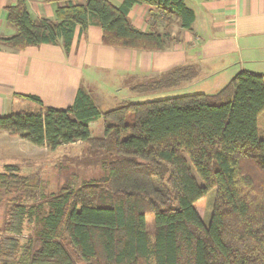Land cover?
Returning <instances> with one entry per match:
<instances>
[{"label": "trees", "instance_id": "1", "mask_svg": "<svg viewBox=\"0 0 264 264\" xmlns=\"http://www.w3.org/2000/svg\"><path fill=\"white\" fill-rule=\"evenodd\" d=\"M62 4L53 19L32 20L25 0L6 8L16 34L7 47L61 42L68 53L76 36L90 26L110 48L141 52L165 49L177 22L190 30L194 12L184 0H44ZM145 6L148 31L134 28L129 12ZM177 20V21H175ZM165 31L162 33L161 30ZM182 66L130 88L156 93L198 77ZM39 106L33 113L0 117V132L50 152L81 142L100 165L98 176L72 182L44 198L48 213L35 240L21 245L24 224L35 209L22 192L28 185L16 164L0 173V198L7 204L0 228V261L13 264H264V139L258 119L264 114V77L238 72L218 93L128 103L100 112L81 89L65 110L43 106L36 96H18ZM104 123L103 137H91L90 124ZM215 190L208 225L196 208ZM37 215V213H36ZM152 216V238L146 217Z\"/></svg>", "mask_w": 264, "mask_h": 264}, {"label": "crops", "instance_id": "2", "mask_svg": "<svg viewBox=\"0 0 264 264\" xmlns=\"http://www.w3.org/2000/svg\"><path fill=\"white\" fill-rule=\"evenodd\" d=\"M16 1L0 0V117L14 110L12 105L19 100L18 96L31 95L42 100L40 96L46 92L59 94L70 68L79 83L85 68L91 66L94 54L101 66L112 60L111 70L122 75L129 92L132 86L174 68L190 65L197 68L199 58L206 62L221 59L224 68L219 72L228 76L227 83L244 70L264 77V0H184L194 12V23L190 30H182L175 22L166 30L170 34L169 41L159 52L110 48L101 43V47L97 46L95 50L101 33L98 28L90 26L81 36L76 32L68 53L60 41L55 45L27 47L22 51L7 47L1 40L14 36L16 30L7 23L6 8L15 5ZM25 1L32 20L53 19L54 12L62 5L44 0ZM110 1L115 6L122 3V0ZM150 10L145 6H134L128 15L132 26L147 32ZM161 31L163 33L165 29ZM232 57L236 60L232 61ZM9 105L12 108H8Z\"/></svg>", "mask_w": 264, "mask_h": 264}, {"label": "rangeland", "instance_id": "3", "mask_svg": "<svg viewBox=\"0 0 264 264\" xmlns=\"http://www.w3.org/2000/svg\"><path fill=\"white\" fill-rule=\"evenodd\" d=\"M95 44V50L97 46L101 47L99 41ZM231 60L235 61L236 58L232 57ZM207 61L202 58L197 60L199 75L190 83H184L178 87L156 93L137 94L129 92L124 85L125 82L122 75L111 70L112 60L107 61L105 66H101L96 62L94 54L90 61L91 66L85 68L79 83L77 76L71 73L73 69L70 68L67 79L63 78L62 91L59 94L49 95L48 92L42 94L40 96L41 102L45 107L65 110L72 105L77 92L76 88L79 87L91 98L97 109L104 113L119 107L124 102L143 103L195 94L214 95L225 87L228 76L219 72L224 68V63L221 59ZM235 67L236 70L239 68L237 63ZM244 71L253 74L249 70ZM66 81L68 85L65 84ZM57 83L60 85L59 82ZM12 107L14 110L3 116L11 113H33L40 109L32 101L23 98L15 101ZM12 107L9 105L8 108ZM90 127L91 137H103L104 123L101 119L90 124ZM257 132L258 138L264 139V114L258 119ZM86 150L87 147L85 145L77 142L72 145L61 146L56 151L50 152L45 148H35L16 137L11 138L6 133L0 132V173L3 172L4 166L8 164H16L20 167V174L28 180V185L22 192L24 203L28 207L35 209L37 213V215L35 213L32 223L26 222L24 224L21 236L17 237L21 245L36 239L41 227L40 221L48 213V206L44 198L59 189L65 182L63 180L65 174L71 175L72 182L76 186L85 179L99 175L100 165L90 167L83 164L84 159L91 158L94 155L89 154ZM214 199L215 190H212L207 195L205 206L198 209V215L206 225L209 224L211 219ZM6 210L5 199L0 198V228L6 216ZM146 229L148 235L152 238L154 232L152 216L146 217ZM3 236L5 234L0 232V238ZM0 264H3V262L0 261ZM13 264H28V262L26 259L21 258Z\"/></svg>", "mask_w": 264, "mask_h": 264}]
</instances>
